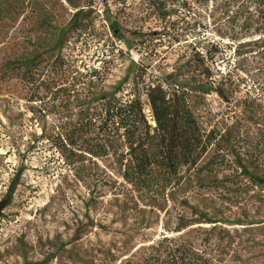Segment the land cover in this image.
Here are the masks:
<instances>
[{
  "label": "rangeland",
  "instance_id": "374dc122",
  "mask_svg": "<svg viewBox=\"0 0 264 264\" xmlns=\"http://www.w3.org/2000/svg\"><path fill=\"white\" fill-rule=\"evenodd\" d=\"M241 2L228 19L223 0H0V78L11 63L28 66L38 85L103 69V90L122 97L137 73L143 82L164 76L215 43L226 97L210 96L196 112L219 133L223 167L151 203L123 188L115 195L109 163H64L53 139L57 100L39 88L38 101L26 102L19 80H0V264H133L178 228L221 248V264H264V185L249 179L264 180V52L233 51L246 21L255 29L264 19L254 6L234 14Z\"/></svg>",
  "mask_w": 264,
  "mask_h": 264
},
{
  "label": "trees",
  "instance_id": "16d2710c",
  "mask_svg": "<svg viewBox=\"0 0 264 264\" xmlns=\"http://www.w3.org/2000/svg\"><path fill=\"white\" fill-rule=\"evenodd\" d=\"M201 1L203 5L208 3ZM223 1L228 19L233 14L229 7L239 1V10L234 14H243L242 8L246 13L254 6L255 12L261 9L254 14L264 19V0ZM78 17L76 12L74 23ZM252 19L236 33V54L244 48L246 54L259 49L264 52V24L253 29L249 24ZM109 28L115 38L122 39L114 23L110 22ZM214 44L207 43L208 47L201 51L193 49L192 55L180 58L164 76L150 75L148 82H143L144 73H137L122 97L103 90L104 71L96 68L85 73L77 71L73 76L68 71L66 79L70 81L65 86L57 85L58 81L38 85L31 82L28 66L23 69L11 63L0 80H19L18 94L26 102L38 101L39 88L57 100L60 112L53 139L64 163H109L107 178L118 180L112 187L115 195L123 188L142 202L158 203L171 199L190 181L202 186V178L223 167L219 163L223 150L219 133L203 129L196 118L208 97L226 99L223 79L214 67L213 56L218 49ZM249 179L257 186L264 185L263 179L250 175ZM12 187L13 184L8 188L10 194ZM217 223L205 221L208 225ZM213 228L216 226L210 231ZM184 229H165L133 264H221V248L186 240L179 235Z\"/></svg>",
  "mask_w": 264,
  "mask_h": 264
},
{
  "label": "water",
  "instance_id": "95a60500",
  "mask_svg": "<svg viewBox=\"0 0 264 264\" xmlns=\"http://www.w3.org/2000/svg\"><path fill=\"white\" fill-rule=\"evenodd\" d=\"M5 202L3 201V202H0V212H1V210L4 208V206H5Z\"/></svg>",
  "mask_w": 264,
  "mask_h": 264
}]
</instances>
